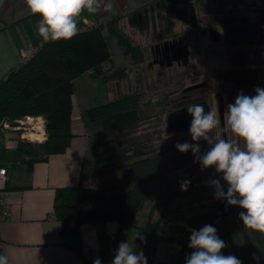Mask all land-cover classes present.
<instances>
[{"label": "trees", "instance_id": "1", "mask_svg": "<svg viewBox=\"0 0 264 264\" xmlns=\"http://www.w3.org/2000/svg\"><path fill=\"white\" fill-rule=\"evenodd\" d=\"M165 1L179 6L191 3V0ZM197 1L205 3L206 0ZM121 20L122 17H117L107 24L100 22L98 27L79 31L70 41L49 40L35 44L37 50L30 58L20 60L18 67L11 68L0 78V130L14 129L19 120L40 115L44 118L46 139L32 141L20 137L17 149L21 162L32 168L36 162L65 152L74 136V79L86 71L100 78L98 102L88 108L85 115L101 125L94 134V145L110 149L94 160L93 179L96 181L89 186L57 189L54 212L62 223V233L71 235L69 245L82 255L83 224L117 221L120 225L136 227L145 237L144 241L138 239L135 251H142L148 264H185V256L193 251L188 247L191 231L205 224L215 226L231 213L217 217L219 200L215 199L212 210L187 219L184 225L194 227L183 226L180 236L169 228L167 221L174 214L173 200L188 196L189 191L177 188L173 172L164 169V152L155 147L154 136L140 132L141 125L152 118L141 113L142 107L152 102L144 95L147 88L143 86L141 62L145 61L146 53L143 45L135 42L134 31L125 30ZM104 26L118 37L124 53L132 58L129 67L118 70L105 67L112 58ZM132 71L136 74L135 88H120L111 96V85L129 78ZM160 98L158 104H161ZM5 159L4 146L0 144V166ZM196 187L193 185L190 189ZM148 201L151 204L146 219L140 224L139 213ZM254 233L264 251V234ZM98 240L102 258L111 248L106 229L99 231ZM229 254L235 256L231 248ZM85 264L93 263L85 259ZM244 264L256 262L251 260ZM259 264H264V258Z\"/></svg>", "mask_w": 264, "mask_h": 264}, {"label": "crops", "instance_id": "2", "mask_svg": "<svg viewBox=\"0 0 264 264\" xmlns=\"http://www.w3.org/2000/svg\"><path fill=\"white\" fill-rule=\"evenodd\" d=\"M162 2L168 6L174 5L165 0H103L104 4L112 3L111 11H104L103 8L95 14L85 11L78 18V22L85 18H95L107 24L110 19L122 17L120 23L124 29L137 32L142 15L154 4ZM39 19V16L27 15L25 0H0V78L11 68L19 66L22 50L31 44L45 41L38 34ZM105 39L109 49L116 41L120 44L118 37L115 39L108 35ZM105 67L110 68L106 64ZM111 67L114 68V65ZM82 75L96 79L89 71ZM88 76L80 80L83 85L82 89H79L80 95L75 86L79 78L74 79L72 118L74 136L65 152L36 162L32 168L21 162L17 149L20 137L32 141L46 139L44 118L40 115L33 117L42 123L41 133L32 138H27L23 130H0V144H3L6 154V159L1 161V164L8 170L6 192L12 208L10 220L0 225V255L7 256L8 264H85V259L93 263L96 258H99L102 264H111L114 250L118 248L116 246L119 241L118 235L124 232L120 243L128 240L131 244L133 230L129 228L130 226L120 225L117 221L83 224L81 226L83 254L79 255L69 245L71 235L68 233L63 235L62 223L54 212L57 189L62 186L83 185L87 177L91 182L96 181L93 179L94 160L110 149L109 146L97 147L93 143L94 134L101 125L90 120L85 112L98 102L100 78L96 81L88 79ZM110 89L111 96L115 95L113 84ZM29 123L30 126L33 124ZM102 229L109 233L111 248L101 258L98 233ZM115 235L116 242L113 246L111 237ZM137 242L138 239L132 244L134 250Z\"/></svg>", "mask_w": 264, "mask_h": 264}, {"label": "clouds", "instance_id": "3", "mask_svg": "<svg viewBox=\"0 0 264 264\" xmlns=\"http://www.w3.org/2000/svg\"><path fill=\"white\" fill-rule=\"evenodd\" d=\"M27 15L39 16L38 34L45 41H70L79 33L78 18L85 11L90 14L113 9L112 3L103 0H25ZM191 117L188 134L192 143L177 142L180 153L191 151L194 163L201 171L214 168L227 184V190L220 179H210L214 198L226 201V206H238V213L245 229L264 234V88L257 86L255 95H245L241 90L234 103L227 105L223 113V125L233 138H217L214 142L208 135L221 125L216 111H206L204 105L196 104L187 108ZM204 140L209 148L202 155L199 141ZM243 142V147L241 146ZM190 181L181 183V191H187ZM144 241L141 232L133 240ZM188 247L192 249L185 256V264H243L234 255H224L225 241L211 224L199 230L193 229ZM264 253H252V259L259 264ZM0 264H8L7 256L0 255ZM93 264H102L99 258ZM111 264H148L142 251H135L127 241L121 242L114 250Z\"/></svg>", "mask_w": 264, "mask_h": 264}, {"label": "flooded vegetation", "instance_id": "4", "mask_svg": "<svg viewBox=\"0 0 264 264\" xmlns=\"http://www.w3.org/2000/svg\"><path fill=\"white\" fill-rule=\"evenodd\" d=\"M246 8L243 9L250 11ZM229 9L236 11L242 8L234 5ZM227 19L222 24L212 22V18L204 23L201 22L196 7L175 10L163 2L154 4L142 15L140 26L136 30L146 35L145 40L150 39L147 45L140 42L146 53V67H143L142 73L145 76L157 69L153 73L162 91L161 106L167 110L168 135L186 136L191 120L187 108L201 104L206 111H216L221 118V125L218 126L221 138H233L223 125V113L227 105L234 103L241 90L245 95L254 96L257 86L264 88V54L259 52L240 56L241 50L235 52L230 49L229 44L246 43L264 47V15L247 16L244 28L240 26L242 24L230 22L235 17L228 16ZM223 24L227 31L225 38L220 32ZM214 29L219 36L217 41L212 37L211 31ZM215 44H222L225 52L224 59L219 64L220 69L212 72L209 63L214 56L211 48ZM219 131L216 128L208 135L212 140L219 138ZM205 142L207 141L200 140L201 145ZM241 146L243 147V142ZM205 151L207 146L201 147V153ZM221 183L226 191L227 184L223 180ZM216 208L217 217H222L223 208L225 213L239 209L238 206H226L224 200H219Z\"/></svg>", "mask_w": 264, "mask_h": 264}, {"label": "rangeland", "instance_id": "5", "mask_svg": "<svg viewBox=\"0 0 264 264\" xmlns=\"http://www.w3.org/2000/svg\"><path fill=\"white\" fill-rule=\"evenodd\" d=\"M191 3L194 4L197 8L199 12V18H201V22L204 23L206 21H210L212 18V22L222 24L224 22H227V18L229 16L235 17V20H231L230 22L238 25L242 24L240 26H243L242 28H244V26H246L247 20L245 18L247 16L249 18V15L252 16L253 14H255V17L264 15V0H206L205 3H199L197 0H191ZM234 5H237L239 8L242 9L230 11L231 9H229V7H232ZM249 6L251 7L246 8ZM243 8L250 9V11L244 10ZM103 31L105 36L111 35L115 39H117V36L110 30H108V28L103 27ZM220 32L223 38H225L227 31L224 24L220 26ZM132 34L134 35L135 42H141L146 45L150 43V39L147 38V40H145V34L143 35L138 31L132 32ZM229 44L231 45L230 49L234 50L235 52L238 51V49L241 50V52L239 53L240 56L243 54L255 55L259 52H262L261 54H264V47L252 46L251 44L246 43ZM109 47L112 60L106 62L107 67H111L112 65H114V70H118L120 68L129 67L132 64V58L124 53V49L118 43V41H116L113 46L110 45ZM211 49L213 50L212 52L214 53V56L209 63L210 70L212 72H216L220 69L219 64H221L224 59L223 54L225 52V49L222 44H215V46ZM141 66L146 67V61L141 62ZM153 72L156 73L157 69H154ZM153 72H150L148 73V75L144 76L143 84V86L147 88L144 92L146 100L152 99V102L147 103V105L143 106L141 109L142 115H150V117L152 118H150L145 123L143 122L144 124L141 125L140 132L152 134L154 136V139L156 140L155 147H157L159 151L162 150L164 152V156L162 158L163 166L168 171H172L175 175V184L177 188L181 189V183L183 181H190L189 187L187 189V191H189V195H183L182 197L173 200L172 203L174 214L168 219L169 221H167L169 228H173L174 233L180 236L181 232L183 231V226H186L190 229L194 227V225L190 224L184 225L186 224L188 218L191 219V216L196 213L201 214L202 212L206 213L212 210V204L215 200V190L214 188L209 186L208 181L210 179L222 180V176L221 174L215 173L214 168H208L201 171L200 165L198 163L193 162L194 156L191 151L187 153H180L175 148L177 142L188 141L189 143H192L191 137L189 134H187L186 136H184V134L168 135L167 110H165L161 106V104L157 103L158 98L161 97L160 95L162 91L159 89L158 82H156L157 80L154 78L155 75ZM82 74L76 77L79 78L75 83L78 95H80L79 89H82L83 87L82 82L80 80L88 76ZM130 74L131 76L129 78L122 80L119 84L113 85L115 89L114 91H117L120 88L125 90L129 88L131 89V87L135 88V71L130 72ZM87 78L90 80H99L98 78L94 79L90 76H88ZM189 82L190 80L187 81V83ZM217 129L218 131L220 130L219 127H217ZM218 134L219 138H221L220 131L218 132ZM216 139L214 138L213 142ZM200 146H207V150L209 148L208 142H205L202 145L200 143ZM200 154L202 155V153ZM87 168H89V166H87ZM87 171H89V169H87ZM86 179L87 180L83 183V185L89 186L91 184V179H89L88 177ZM202 184H205L207 186H198ZM193 185L197 187L194 189H190ZM150 204L151 202L148 201L145 204L144 208L140 211V224L145 221ZM241 211V209H238L237 211L232 212L231 214L225 217L224 221L218 223L214 227L217 229V234L220 236L221 239L225 241L227 245V247L222 250L223 254L229 255V248H231V251L235 252V256L239 258L244 264L248 261L253 260V252H255L257 255H261L262 253H264V251L256 234L252 230L245 229L242 222L239 220L238 213ZM129 228L133 230L131 237V244H133L135 243L133 237L138 230L136 227ZM123 237L124 232L118 235L119 241L117 242V247L119 246L120 240ZM115 238L116 235L111 237V242L113 246L116 242ZM229 245L231 246L229 247Z\"/></svg>", "mask_w": 264, "mask_h": 264}, {"label": "built area", "instance_id": "6", "mask_svg": "<svg viewBox=\"0 0 264 264\" xmlns=\"http://www.w3.org/2000/svg\"><path fill=\"white\" fill-rule=\"evenodd\" d=\"M100 25L99 20L95 18H85L82 22L78 23L79 31L85 29H91L98 27ZM37 45L31 44L28 48L22 50L21 60L25 61L30 58L35 51L37 50ZM38 121L35 117L27 116L24 119L19 120V123L16 126H13L16 130H23L26 132L27 138H32L40 132V129L37 128L36 123ZM29 122H33L30 126ZM6 127H9L8 123H4ZM8 179V170L4 165L0 166V225L9 221L12 214L11 204L7 198L6 184ZM0 246H1V237H0Z\"/></svg>", "mask_w": 264, "mask_h": 264}, {"label": "water", "instance_id": "7", "mask_svg": "<svg viewBox=\"0 0 264 264\" xmlns=\"http://www.w3.org/2000/svg\"><path fill=\"white\" fill-rule=\"evenodd\" d=\"M172 7L175 9V10H179V9H185L187 7L191 8V9H194V5L192 4H189V5H185V6H179V5H172ZM212 37L215 41H217L219 39V36L217 34V30H212ZM225 208H223V212H222V217L226 216L227 213L224 212Z\"/></svg>", "mask_w": 264, "mask_h": 264}, {"label": "bare ground", "instance_id": "8", "mask_svg": "<svg viewBox=\"0 0 264 264\" xmlns=\"http://www.w3.org/2000/svg\"><path fill=\"white\" fill-rule=\"evenodd\" d=\"M36 125H37V128H39L40 131H41V129H42V123L40 121H38V122H36Z\"/></svg>", "mask_w": 264, "mask_h": 264}]
</instances>
